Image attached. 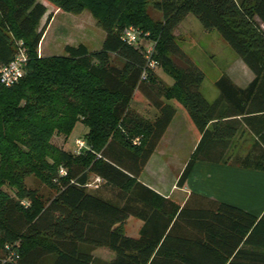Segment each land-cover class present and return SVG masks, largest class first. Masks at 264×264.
<instances>
[{
  "label": "trees",
  "instance_id": "obj_1",
  "mask_svg": "<svg viewBox=\"0 0 264 264\" xmlns=\"http://www.w3.org/2000/svg\"><path fill=\"white\" fill-rule=\"evenodd\" d=\"M89 1L0 0V65L19 47L27 56L18 81L0 82V264H94L97 247L114 254L104 264H264V214L196 192L179 205L139 180L176 107L198 135L177 186L199 160L264 171V0ZM45 2L87 7L105 32L100 49L65 44L63 54H39L52 17L39 27ZM189 13L251 70L247 84L223 74L218 96H203L204 73L174 34ZM130 25L136 44L122 38ZM136 90L155 114L132 107ZM77 123L87 128L75 138L82 148L52 142ZM129 216L142 221L136 236L122 231Z\"/></svg>",
  "mask_w": 264,
  "mask_h": 264
},
{
  "label": "rangeland",
  "instance_id": "obj_2",
  "mask_svg": "<svg viewBox=\"0 0 264 264\" xmlns=\"http://www.w3.org/2000/svg\"><path fill=\"white\" fill-rule=\"evenodd\" d=\"M87 2H90L87 0ZM46 3L47 12L40 21V26L45 22L47 14L53 13L56 9L53 5ZM149 7V12L153 17L161 15L159 11L153 12ZM176 43L182 48L186 56L204 73V79L200 85V92L209 100H214L219 91L215 81L223 74L229 75L239 84L247 83L253 76L251 70L238 58L231 46L222 38L216 30H205L199 20L191 13L187 14L179 25L174 29ZM104 30L98 26L96 19L92 16L90 10L86 7L80 13L66 11L56 12L51 20L50 27L43 35L38 52L41 55L63 54L65 44L77 45L84 43L90 50L100 49L104 38ZM157 76L164 83H172L173 79L164 72L160 66L154 68ZM133 108L139 110L142 114L151 116L156 109L139 92L135 91L131 102ZM181 108H179L175 122L180 123L176 136L174 137V147L166 141L162 142V151H168L165 157L172 155L175 163L188 160L192 152L193 144L196 139V130L189 120L184 121L181 118ZM86 126L77 123L68 138L63 135H54L52 142L58 147L71 149L74 146V140L86 131ZM170 134L167 133V138ZM172 137V136H171ZM243 141V140H242ZM237 143V136L233 143ZM251 138L247 137L241 144L242 148L250 145ZM174 148V149H173ZM186 164V162H185ZM184 164V166H185ZM183 166V168H184Z\"/></svg>",
  "mask_w": 264,
  "mask_h": 264
},
{
  "label": "crops",
  "instance_id": "obj_3",
  "mask_svg": "<svg viewBox=\"0 0 264 264\" xmlns=\"http://www.w3.org/2000/svg\"><path fill=\"white\" fill-rule=\"evenodd\" d=\"M54 10L44 34L50 27L55 13L60 12L58 9ZM232 80L239 84L237 80L233 78ZM176 108L177 114L179 107ZM181 112L182 120L187 122L189 119L185 117L182 110ZM153 114L155 113L153 112ZM176 114L143 168L139 180L179 205L184 204L190 192H196L207 198L239 207L257 218L261 217L264 214V171L239 167L224 162L199 160L194 164L184 186H177V178L186 160H182L180 164H177L172 155L165 157L168 151H162L161 149V144L164 141L168 143L167 145L170 144L174 147V137L176 136L180 123L183 122L180 121L178 124L176 123L172 126L175 122ZM167 133L170 134L169 138H167ZM197 141L198 135L196 134L192 149H194ZM141 226L142 221L140 219L129 216L122 223V231L126 234L136 236ZM92 254L95 257L94 264H104L114 256L112 251L104 247L95 248Z\"/></svg>",
  "mask_w": 264,
  "mask_h": 264
},
{
  "label": "built area",
  "instance_id": "obj_4",
  "mask_svg": "<svg viewBox=\"0 0 264 264\" xmlns=\"http://www.w3.org/2000/svg\"><path fill=\"white\" fill-rule=\"evenodd\" d=\"M122 38L129 44H136L138 38L137 29L134 26H127L122 31ZM20 44L22 42L20 41ZM151 47L148 48L150 50ZM27 56L24 49L19 47L14 57L7 63L0 65V82L5 85H11L19 80L24 71V65L26 64ZM76 148L79 150L85 145V141L82 138L75 140ZM100 177L94 178V183L99 182Z\"/></svg>",
  "mask_w": 264,
  "mask_h": 264
}]
</instances>
